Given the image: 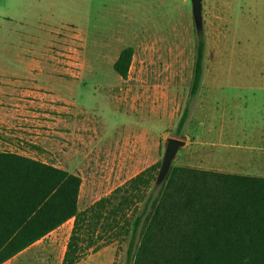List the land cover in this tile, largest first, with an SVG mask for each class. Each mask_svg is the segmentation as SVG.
Listing matches in <instances>:
<instances>
[{"label":"rangeland","instance_id":"rangeland-1","mask_svg":"<svg viewBox=\"0 0 264 264\" xmlns=\"http://www.w3.org/2000/svg\"><path fill=\"white\" fill-rule=\"evenodd\" d=\"M226 2L222 37H206L203 23L201 85L178 134L200 37L190 0H0V67H20L5 79L36 92L32 112L63 122L51 130L0 125V152L79 175L80 209L161 164L169 137L185 142L172 165L253 172L243 165L264 149V0ZM128 46L123 79L113 64ZM31 60L41 89L23 77ZM105 241L83 264H129V237Z\"/></svg>","mask_w":264,"mask_h":264},{"label":"trees","instance_id":"trees-1","mask_svg":"<svg viewBox=\"0 0 264 264\" xmlns=\"http://www.w3.org/2000/svg\"><path fill=\"white\" fill-rule=\"evenodd\" d=\"M204 53L198 37L178 134L201 85ZM132 56L126 47L113 64L123 79ZM158 168L149 166L80 209L79 175L0 152V264L71 218L63 264L120 237H129V264H264V177L172 165L159 188L151 187Z\"/></svg>","mask_w":264,"mask_h":264},{"label":"crops","instance_id":"crops-1","mask_svg":"<svg viewBox=\"0 0 264 264\" xmlns=\"http://www.w3.org/2000/svg\"><path fill=\"white\" fill-rule=\"evenodd\" d=\"M228 9V2H226V0H202V20L204 23V30H206L207 24L210 31L206 30V32L212 33L206 35V37L220 38L226 33V31H228L227 26H225ZM82 34L84 37L89 38L86 31L85 33L82 32ZM124 48L126 47L117 51V57ZM27 64L29 67L28 75L23 77L34 78L37 82V85L35 84V86L41 89L42 85L40 84L39 79L32 75L33 71L37 70L36 65L33 64V60ZM19 69L20 67L15 69H12L11 67H0V125H5L6 127H18V129H26L28 131L30 130V126H32V128L45 126L50 128V130L58 127L57 123L61 124L63 123L62 121H59L58 119L54 120L50 115L41 114V112L38 111L32 112V110H30L33 103L38 104L36 99H40L36 92H28V90H26L22 93V90H20V84L15 83L16 80L11 81L10 79H5V70L17 71ZM39 106L42 105L39 104ZM67 125L68 123L66 122L65 127H67ZM258 136H260L261 140H264V133H258ZM256 150L258 153L254 156L252 162L250 161V164L246 163L243 165V167L249 168L253 172L236 170L232 173L264 177V153H262L264 152V149L256 148ZM250 167H252V169ZM73 226L74 219L71 218L2 264H63ZM97 252L90 255L88 260L91 257H95ZM86 261L87 260L81 259L75 264H83Z\"/></svg>","mask_w":264,"mask_h":264},{"label":"water","instance_id":"water-1","mask_svg":"<svg viewBox=\"0 0 264 264\" xmlns=\"http://www.w3.org/2000/svg\"><path fill=\"white\" fill-rule=\"evenodd\" d=\"M192 8V17L195 25L196 32L201 37L203 34V20H202V0H190ZM185 145L184 140L175 137H169L166 139V146L163 154V158L158 171L156 185L163 182L169 170L172 166V162L178 150Z\"/></svg>","mask_w":264,"mask_h":264},{"label":"built area","instance_id":"built-area-1","mask_svg":"<svg viewBox=\"0 0 264 264\" xmlns=\"http://www.w3.org/2000/svg\"><path fill=\"white\" fill-rule=\"evenodd\" d=\"M75 66H77V64ZM73 68H75V67H73Z\"/></svg>","mask_w":264,"mask_h":264}]
</instances>
